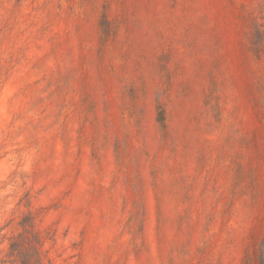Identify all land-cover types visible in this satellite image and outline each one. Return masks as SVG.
Segmentation results:
<instances>
[{"label":"rangeland","instance_id":"1","mask_svg":"<svg viewBox=\"0 0 264 264\" xmlns=\"http://www.w3.org/2000/svg\"><path fill=\"white\" fill-rule=\"evenodd\" d=\"M262 256L264 0H0V264Z\"/></svg>","mask_w":264,"mask_h":264},{"label":"trees","instance_id":"2","mask_svg":"<svg viewBox=\"0 0 264 264\" xmlns=\"http://www.w3.org/2000/svg\"><path fill=\"white\" fill-rule=\"evenodd\" d=\"M158 122L160 123L162 129L164 131L167 130V125H166V117L164 111H159L158 112ZM260 264H264V256L261 257Z\"/></svg>","mask_w":264,"mask_h":264}]
</instances>
